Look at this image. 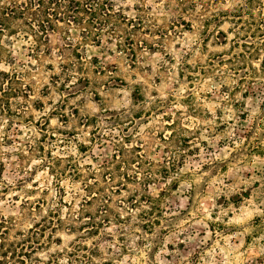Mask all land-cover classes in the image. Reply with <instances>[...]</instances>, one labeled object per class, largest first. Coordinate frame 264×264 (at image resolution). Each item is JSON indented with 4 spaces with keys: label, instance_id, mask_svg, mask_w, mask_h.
Masks as SVG:
<instances>
[{
    "label": "rangeland",
    "instance_id": "374dc122",
    "mask_svg": "<svg viewBox=\"0 0 264 264\" xmlns=\"http://www.w3.org/2000/svg\"><path fill=\"white\" fill-rule=\"evenodd\" d=\"M114 4L0 35V264H264V0Z\"/></svg>",
    "mask_w": 264,
    "mask_h": 264
},
{
    "label": "trees",
    "instance_id": "16d2710c",
    "mask_svg": "<svg viewBox=\"0 0 264 264\" xmlns=\"http://www.w3.org/2000/svg\"><path fill=\"white\" fill-rule=\"evenodd\" d=\"M122 1V0H121ZM141 2V0H138ZM115 0H16L0 7V35L7 32L17 35L24 31L23 38L30 35L38 42L48 43L49 33L54 31L57 23L82 27L83 41L99 43L104 32L117 37L121 25L137 29L140 24L126 18ZM111 30V33L104 30ZM127 50L133 52L131 40H126ZM40 49V48H39ZM48 49L42 51L47 52ZM8 73L0 71V79L8 77ZM2 250V247L0 248ZM4 254V253H1ZM22 262V261H20Z\"/></svg>",
    "mask_w": 264,
    "mask_h": 264
}]
</instances>
